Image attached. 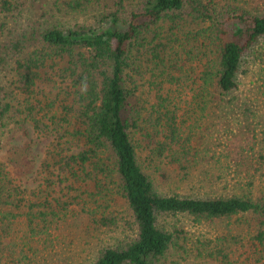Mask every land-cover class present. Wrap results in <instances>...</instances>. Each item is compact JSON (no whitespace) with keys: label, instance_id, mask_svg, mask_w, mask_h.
<instances>
[{"label":"trees","instance_id":"1","mask_svg":"<svg viewBox=\"0 0 264 264\" xmlns=\"http://www.w3.org/2000/svg\"><path fill=\"white\" fill-rule=\"evenodd\" d=\"M11 124L41 182L0 160V264H264V0H0V145Z\"/></svg>","mask_w":264,"mask_h":264},{"label":"rangeland","instance_id":"2","mask_svg":"<svg viewBox=\"0 0 264 264\" xmlns=\"http://www.w3.org/2000/svg\"><path fill=\"white\" fill-rule=\"evenodd\" d=\"M191 68V67H190ZM194 69L196 72H199V69L194 66ZM256 67L250 65L244 70V73L241 75L240 80V88L236 94L243 95V96H250V97H258V85L256 84ZM34 93L32 94V98L35 99H42L46 100L45 96L49 95L51 86H49L46 83H38L37 86L34 89ZM256 94V96H255ZM257 100V99H256ZM189 108V107H188ZM212 110H208L206 119L201 117V112L199 110L196 111L195 115L192 116L191 120H197L199 118L198 124H201L200 126V132L205 133L204 135H210V136H216L220 132V128L216 125L217 123L213 120L215 115ZM184 113V112H183ZM181 112V114H183ZM181 120H185V117L181 116ZM14 128L15 125L11 124L8 128L5 129V134L3 135L2 139L5 141V144L0 145V160L5 161L9 166V172H10V178L14 180L16 185L20 186L19 188L21 191H24L23 195L27 198H33L35 199V193L38 192V186L41 182L38 176V169L35 164V162H31V160H26L24 167H13V164L11 160L22 158V156L27 154V151H24L26 149L23 147L25 143H28V137L22 136V134H18L15 138H11L10 140L7 139L8 136H10L9 129ZM35 141H39L37 149L39 150L40 157L45 153L48 145H49V139L43 138L42 140L35 139ZM32 146L36 147L32 141L29 142ZM25 153H20V152ZM140 161L143 166V169L152 176L153 180L156 182L158 186V172L156 173L154 169V162L151 159H148V152L146 150H140ZM152 163V164H151ZM178 181V180H177ZM176 181V182H177ZM173 183L170 181L171 186L169 188H165L166 190L172 189L176 190L180 194H196L199 192L198 189H192V187H189L185 183ZM186 225L188 231H191L193 233H196L197 235H201L203 233L209 234L212 228L208 227L207 225H202L193 222L191 219H186ZM209 225V224H208ZM197 237V236H195ZM180 256V252L174 251L172 255L170 256V260L168 264H177V260ZM172 261H174L172 263ZM178 264H188L187 261L182 260L181 263Z\"/></svg>","mask_w":264,"mask_h":264}]
</instances>
